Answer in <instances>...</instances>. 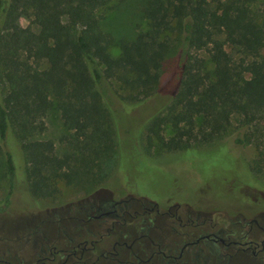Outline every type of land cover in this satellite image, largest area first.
I'll return each instance as SVG.
<instances>
[{
  "label": "trees",
  "instance_id": "1",
  "mask_svg": "<svg viewBox=\"0 0 264 264\" xmlns=\"http://www.w3.org/2000/svg\"><path fill=\"white\" fill-rule=\"evenodd\" d=\"M111 1L0 0L6 201L17 183L29 196L47 198L58 194L59 183L108 181L120 158L115 106H136L168 86L167 104L145 124L147 152L219 141L264 163V29L250 0H148L147 28L133 39L101 29L97 10ZM225 45L240 57L233 59ZM114 46L116 57L109 52ZM51 109L69 133L62 157L51 142L33 140L42 131L37 121Z\"/></svg>",
  "mask_w": 264,
  "mask_h": 264
},
{
  "label": "rangeland",
  "instance_id": "2",
  "mask_svg": "<svg viewBox=\"0 0 264 264\" xmlns=\"http://www.w3.org/2000/svg\"><path fill=\"white\" fill-rule=\"evenodd\" d=\"M147 1L112 0L97 10L101 29L114 38L133 39L137 33L147 28L142 16ZM250 4L264 29V0H250ZM28 23L29 20L25 17L19 19L22 27ZM219 40L223 38L220 37ZM225 50L233 59L240 57L237 49L231 45H225ZM109 52L114 57L120 53L116 46L111 47ZM197 55L205 60L206 68L210 70L212 65L207 54L201 51ZM262 58L264 60V50ZM171 87H166L164 93L160 92L156 97L144 100L136 106H115V120L120 123V158L106 182L79 186L59 183L58 194L47 198L29 196L24 183H17L18 187L6 201L8 183L5 160L3 154L0 155L2 259L10 261L11 264H19L23 259L31 264L37 255L42 253L41 246L34 247L28 236L35 228L45 233L49 244L55 239L61 248H71L66 234L76 238L80 233L82 238L87 240L98 239V236H87L82 229L77 230L76 222L67 219L69 215L76 214L78 204H83V201L92 196L104 197L111 193L116 197H123L129 194L142 202L151 200L162 206L170 199V195L162 190V187H165L173 197H178L175 198L176 201H182L180 212L192 209L195 214L198 213V219L194 214L191 217L199 228L207 230L212 224L208 219L212 217L219 222L217 227L224 229V235L230 230H237V234L242 232L244 228L242 222H239L241 218L249 220L259 213H264V163L256 157V153L244 148L240 150L219 141L196 145L193 146L196 149L182 152L161 154L156 152V147L147 152L145 124L154 113L167 104ZM37 124L38 128L42 127V131L37 133L33 140L51 142L56 156L62 157L68 151V143L64 138L69 133L58 110L51 109ZM169 135L170 132L166 131L165 137ZM15 161L18 162L17 154ZM71 210L73 212L69 214ZM182 217L184 218L183 214ZM62 226L66 228L65 232ZM136 235L134 233L132 238ZM154 235L153 232L152 237ZM95 264L116 263L101 259ZM229 264L263 263L252 258L247 251L232 258Z\"/></svg>",
  "mask_w": 264,
  "mask_h": 264
},
{
  "label": "flooded vegetation",
  "instance_id": "3",
  "mask_svg": "<svg viewBox=\"0 0 264 264\" xmlns=\"http://www.w3.org/2000/svg\"><path fill=\"white\" fill-rule=\"evenodd\" d=\"M162 190L170 195L162 206L129 194L116 197L111 193L92 196L78 204L76 214L67 219L76 222L77 230L98 239L87 240L80 233L75 238L65 233L70 249L59 247L55 239L49 244L42 230L33 229L28 234L30 242L34 247L40 245L42 253L31 264H95L101 259L116 264H229L232 258L247 251L264 264V213L249 220L241 218L244 230L239 234L230 230L224 235V229L217 227L219 222L212 217L207 230L199 228L191 217L194 214L198 219V213L192 209L180 212L182 201H176L178 197L165 187ZM65 229L62 226L64 232ZM134 233L137 235L132 238ZM0 264L11 262L0 255ZM19 264L28 263L22 259Z\"/></svg>",
  "mask_w": 264,
  "mask_h": 264
}]
</instances>
